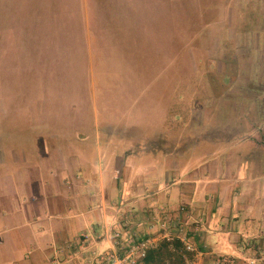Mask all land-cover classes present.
Returning a JSON list of instances; mask_svg holds the SVG:
<instances>
[{
	"label": "crops",
	"instance_id": "obj_1",
	"mask_svg": "<svg viewBox=\"0 0 264 264\" xmlns=\"http://www.w3.org/2000/svg\"><path fill=\"white\" fill-rule=\"evenodd\" d=\"M0 1V38L20 28L23 61L29 38L44 41V45L57 42L61 49L75 44L82 35L78 29L83 21L84 28L102 21L96 10L100 7L107 20L102 21L103 27L98 23L97 29L113 37L120 53L127 54L124 58L136 69L137 44L142 40L139 0H85L86 10L88 6L95 8L96 17L92 18L88 14L83 18L79 0H68L66 6L65 0L55 4L45 0L44 7L37 9L33 1L27 6L24 0ZM35 53L36 45L32 48ZM51 76L55 74L41 72L37 76L38 90L31 91L26 112L21 111L16 118L7 111V117L0 116L3 132L10 138L15 125L28 135L26 147L13 143L0 147V264H64L72 251L70 246L76 248L84 232L89 239L79 255L110 249L111 242L106 238L96 241L94 233H105L118 207L132 210L124 227L127 240L152 236L155 231L147 227L149 219L153 215L173 218L182 205L190 212L186 223L202 216L204 231L196 242L197 252L187 254L186 264H213L218 255L236 256L241 258L236 264H246L256 246L264 249L263 168L211 166L208 175L199 167L190 171L188 164L172 155L143 149L127 152L141 146V140L167 133L170 103L165 93L164 120L161 126L149 128L137 119H126L136 110V101L124 111L122 106L110 109L105 119L86 118L92 105L84 117H78L81 114L76 105L65 103L53 92ZM162 76L153 74L150 86ZM145 84L149 86L148 81ZM6 106L7 100L1 96L0 108ZM108 108L104 105L103 111ZM95 113H99L98 108ZM170 223L171 228L177 225L174 218Z\"/></svg>",
	"mask_w": 264,
	"mask_h": 264
},
{
	"label": "rangeland",
	"instance_id": "obj_2",
	"mask_svg": "<svg viewBox=\"0 0 264 264\" xmlns=\"http://www.w3.org/2000/svg\"><path fill=\"white\" fill-rule=\"evenodd\" d=\"M32 1L35 9L45 5V0L24 3L27 6ZM84 1L79 0L83 18L87 14L89 18L96 17L95 8L88 6V12ZM65 2L64 6L68 0ZM96 4L100 5V1ZM139 4L142 40L141 45L137 44L136 69L127 62L128 55L120 53L113 37L97 29L98 23L103 27L102 21L107 20L100 7L96 10L102 21L85 28L83 21L78 29L82 35L75 44L68 43L61 49L57 42L44 45V41L29 38L24 61L20 28L8 31L6 38H0V101L1 96L6 98L8 106L0 108V116L7 117V111L16 118L21 111L26 112L31 91L38 90L37 76L41 72L55 74L50 78L53 92L65 103L73 102L81 114L78 117H84V111L93 106L86 118L91 115L105 119L110 109L122 106L124 111L136 101V110L126 119H137L141 126L156 128L164 120L165 93L170 103L168 128L173 127V134L181 130L184 151L193 147L188 156L174 159L188 164L190 171L199 167L208 175L211 166L219 165L224 169L240 164L254 166V171L264 170L262 0H139ZM9 19L15 17L9 15ZM31 42L36 45L35 55ZM160 73L163 76L157 84L150 86L149 78ZM53 92L49 95L55 97ZM35 96L34 92L32 97ZM104 105L109 108L103 111ZM18 127L14 126L10 138L0 123V147L5 143L26 147L28 135ZM181 207V216L187 220L190 212L186 206ZM258 264H264V259Z\"/></svg>",
	"mask_w": 264,
	"mask_h": 264
},
{
	"label": "built area",
	"instance_id": "obj_3",
	"mask_svg": "<svg viewBox=\"0 0 264 264\" xmlns=\"http://www.w3.org/2000/svg\"><path fill=\"white\" fill-rule=\"evenodd\" d=\"M183 207L179 209V214H176L174 222L177 223L175 228H171L170 221L172 217L163 215H153L149 220L147 227L154 230L152 236L145 238L126 239L124 227L127 226L128 219L132 214L131 209L118 207L116 216L113 221L106 227L105 233H94L96 241H102L105 238L111 242L110 249L96 251L90 250L89 255H79L80 250L88 243L89 234L84 232L80 235L79 241L76 243V248H70L64 264H145V258L148 252L153 249L159 241L178 240L182 244V248L187 253H196V242L200 234L204 231V218L197 216L192 219L190 224H187L181 216ZM119 226V227H114ZM94 232V230H93ZM241 259V258H240ZM264 259V249L257 247L255 254L246 260L248 264H258ZM238 257L230 255H219L214 258L213 264H236Z\"/></svg>",
	"mask_w": 264,
	"mask_h": 264
},
{
	"label": "trees",
	"instance_id": "obj_4",
	"mask_svg": "<svg viewBox=\"0 0 264 264\" xmlns=\"http://www.w3.org/2000/svg\"><path fill=\"white\" fill-rule=\"evenodd\" d=\"M168 125H170V123ZM172 130L173 127L169 129L167 126V133L141 140V143H143L141 146L140 144L136 145L127 152L136 153L139 149H143L148 153L160 152L164 155H172L178 159H181L185 155L188 156L187 153L192 151L193 147L184 151V149H182L181 138L183 134L181 130L174 134ZM187 254L188 253L183 250L182 244L178 240L163 241L148 252L144 263L165 264L164 257L167 256L169 261L168 264H186L185 259L187 258Z\"/></svg>",
	"mask_w": 264,
	"mask_h": 264
}]
</instances>
